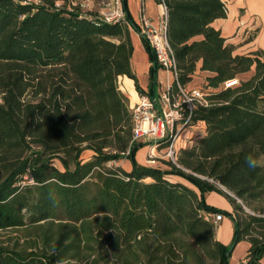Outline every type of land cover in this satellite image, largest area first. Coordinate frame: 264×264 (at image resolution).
<instances>
[{
  "label": "trees",
  "instance_id": "obj_1",
  "mask_svg": "<svg viewBox=\"0 0 264 264\" xmlns=\"http://www.w3.org/2000/svg\"><path fill=\"white\" fill-rule=\"evenodd\" d=\"M82 1L0 0V231L22 229L29 246L0 244V264H231L229 251L243 240L250 246L239 264H263L264 50L237 53L214 26L227 17L224 0H157L180 82L201 63L215 91L194 114L206 135L177 163L142 165L136 153L148 143L133 141L118 86L126 75L146 93L131 64L129 26L140 28L126 0L115 23ZM142 39L154 83L159 64ZM123 158L130 171L118 165ZM209 192L225 195L233 211L208 205ZM210 213L233 219L230 246Z\"/></svg>",
  "mask_w": 264,
  "mask_h": 264
},
{
  "label": "crops",
  "instance_id": "obj_2",
  "mask_svg": "<svg viewBox=\"0 0 264 264\" xmlns=\"http://www.w3.org/2000/svg\"><path fill=\"white\" fill-rule=\"evenodd\" d=\"M224 1H226L228 8L227 17L217 19L214 22V26L221 30L222 35L226 38L227 42L234 45L236 52L240 54L249 53L258 49L264 50V0ZM126 7L130 18L138 26L143 15L150 18L155 26L159 25L164 10L163 4H159L157 0H126ZM259 23L261 24L260 31L258 34H255V36L250 37L249 30L259 26ZM129 29L131 41L134 47L131 64L133 71L138 78V82L145 90V94L150 96L160 95L173 84V75L170 71L159 66L156 68L155 80L154 83H152L151 70L154 66L152 55L138 31L131 25L129 26ZM200 65L201 63L198 65V69L193 77V80L186 85L188 88L198 87L197 85L201 82L206 83L207 76L211 74L207 71H202L200 69ZM246 74H248V77L244 79L251 76V72L241 75ZM118 86L127 99L130 109H132L139 101L141 95L136 89L134 79L126 75L120 76ZM206 129L204 121H197L196 125L186 130L179 139L178 147L180 150L185 148V141L187 139L196 135L200 136V138L205 136L207 132ZM149 150H146V147H144L139 149L136 153V159L140 164L148 166L146 157ZM126 160L127 162L123 168L130 171L132 169V163H130L129 159ZM175 179L182 180L181 178ZM206 202L208 205L222 209L223 211H233V206L229 200L217 192L207 193ZM228 216V214H223L222 220L216 226V237L225 245L230 246L234 239L235 227L233 219H230ZM249 246L250 244L246 240H243L233 246L231 248L232 252L230 255V263L239 264L241 261H244L247 256ZM262 262L264 264V258Z\"/></svg>",
  "mask_w": 264,
  "mask_h": 264
},
{
  "label": "built area",
  "instance_id": "obj_3",
  "mask_svg": "<svg viewBox=\"0 0 264 264\" xmlns=\"http://www.w3.org/2000/svg\"><path fill=\"white\" fill-rule=\"evenodd\" d=\"M105 5L100 11V18L108 23L125 19L126 13L123 0L102 1ZM164 6V5H163ZM167 8L164 6L160 24L155 26L151 19L143 15L138 33L145 37L153 49L157 63L173 75L176 91L171 87L160 95L141 94L139 101L132 110L133 141H144L150 146L147 154V164L160 167V159L177 163L180 153L178 141L182 134L194 127L197 121L194 114L199 105H208L210 93L202 87L188 88L179 80L177 62L167 38ZM226 82V86L232 85ZM200 136L196 135L185 141V148L193 147ZM161 150V151H160ZM217 226L223 218L222 213H210L207 216Z\"/></svg>",
  "mask_w": 264,
  "mask_h": 264
},
{
  "label": "rangeland",
  "instance_id": "obj_4",
  "mask_svg": "<svg viewBox=\"0 0 264 264\" xmlns=\"http://www.w3.org/2000/svg\"><path fill=\"white\" fill-rule=\"evenodd\" d=\"M78 1L79 0H73V2L76 3V4L78 3ZM102 1L109 2L110 0H84V1H82L83 2L82 3L83 4L82 5V9L85 12H94V13L97 12V10L101 11L103 8H105V5L102 3ZM260 28H261V24L259 23V26L250 29L249 30L250 37H253V36H255V34H258V32L260 31ZM240 77L242 79H244V78L248 77V74L241 75ZM240 77L238 79L234 80V82H232V85L237 84L239 82V79H241ZM197 86L198 87H202L203 90H204V92H206V93H212V92L215 91V90H213L211 88H208L206 86V83H202L201 82ZM144 147H146V150H149V147L150 146H149V144H146L142 148H144ZM142 148H140V149H142ZM92 155H93L92 152L86 151L84 153V155H83V158L84 159H89ZM126 159L127 158H123L120 161H118V165L124 167V165L127 162ZM146 160H147V157H146ZM129 161H130V163H132L131 160H129ZM167 162L168 161H166L165 159H160L159 166L166 167V163ZM56 163H57V165L59 167L62 168V166L59 163V161H57ZM219 194L222 195V196H224L225 198H227L225 195H223L221 193H219ZM229 202H230V200H229ZM228 217L230 219H232L230 216H228ZM26 238H27L26 237V232L23 231L22 229H10V230H2V231H0V244L7 245V246H10V247H13V248H17V249L28 248L29 246L27 245V242L25 240ZM69 264H90V262H88V261H73V262H69Z\"/></svg>",
  "mask_w": 264,
  "mask_h": 264
},
{
  "label": "clouds",
  "instance_id": "obj_5",
  "mask_svg": "<svg viewBox=\"0 0 264 264\" xmlns=\"http://www.w3.org/2000/svg\"><path fill=\"white\" fill-rule=\"evenodd\" d=\"M246 162L250 168H254L256 166V161L252 157H247Z\"/></svg>",
  "mask_w": 264,
  "mask_h": 264
},
{
  "label": "water",
  "instance_id": "obj_6",
  "mask_svg": "<svg viewBox=\"0 0 264 264\" xmlns=\"http://www.w3.org/2000/svg\"><path fill=\"white\" fill-rule=\"evenodd\" d=\"M224 190H225V188L223 187V186H221ZM231 252H232V249H230V251H229V256L231 255Z\"/></svg>",
  "mask_w": 264,
  "mask_h": 264
}]
</instances>
